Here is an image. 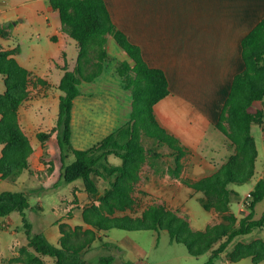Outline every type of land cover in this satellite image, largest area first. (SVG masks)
I'll use <instances>...</instances> for the list:
<instances>
[{"label":"rangeland","instance_id":"1","mask_svg":"<svg viewBox=\"0 0 264 264\" xmlns=\"http://www.w3.org/2000/svg\"><path fill=\"white\" fill-rule=\"evenodd\" d=\"M0 1H3L8 11L14 12L17 2L21 0ZM4 31H7V26L0 24V34L4 35ZM29 31L35 36V30ZM41 39L44 44H47L44 37ZM106 48L112 60L107 62L101 75L96 77V81H81L79 86L85 94L74 99L71 142L76 148H86L96 143L117 124L116 122H118L117 126H120L125 124L129 118L130 95L123 88L121 81L114 79L113 71L117 63L124 60L129 61L130 57L113 38H110V42L107 40ZM60 75V71H55L52 79L58 82ZM32 77L26 87V99L21 104V108L19 106L16 114V123L26 135L30 149L25 156L27 167L21 168L11 177L2 178L0 176V190L25 192L29 205L23 210V215L30 224V234H45V229L53 228L55 234L49 235L50 241L60 246L62 238L68 243L66 244L68 249L65 250L61 264H99L100 258L108 255L114 256L110 264H145L146 262L150 264H204L210 252L193 256L187 252L183 244L171 241L166 230L119 228L102 230L84 219L83 215L93 219L100 216L105 219L120 218L135 221L145 218L151 208H162L185 218L189 223L184 210L180 214L179 208L176 210L169 207L166 200L156 194L154 189L158 185L152 183L150 170L154 168L153 172H155L159 168L157 155H151V152H156L157 147L155 140L144 134L142 130L139 131L138 143L142 144L144 150L138 154L140 155L139 160L133 162L134 166L130 174L126 178L120 177V183L125 189L123 195L112 193V183L118 174L105 171V161L102 158L91 172L95 191L88 189L81 178L71 182L65 181L62 176L63 164L73 160V155L65 157L64 162L61 160V151L56 137L57 131L53 129L58 114L60 94L58 84L50 81L48 84L40 83L41 86H38L39 83ZM93 89L95 94L91 92ZM3 90V76L0 75V93ZM109 92H114L115 95L110 98ZM114 100L117 101L116 106ZM255 103L261 108L259 101ZM253 105L252 110L256 108ZM115 113L118 118L116 122L111 119ZM222 125L227 129L229 127L227 121H223ZM38 131L48 134L40 140L37 137ZM250 133L254 137L257 149V156L253 161V173L243 183L227 185L232 191L228 200L220 204V208L205 200L206 210L212 212L211 216L201 205V199L206 198L204 192L190 186L193 190L200 191L202 196L199 200L195 196L190 197L187 201L188 206L186 203L182 205L189 211L193 226H203L202 224L211 217L206 226L236 227L241 218L249 213L252 196H248L247 193L251 192L255 182L264 171V131L261 126L251 124ZM228 140L230 146L233 147L230 155L237 156V162L240 164L243 151L237 143L235 144L229 138ZM2 146L0 145V150ZM248 150L249 147L246 145L245 153ZM15 158L14 155L13 158L9 156V161H15ZM106 158L107 162L113 166L115 161L121 163V159L113 154L107 155ZM247 167L248 165L244 167L245 172ZM213 199L218 202L219 198L215 194ZM263 211L264 197L255 204L252 218H258ZM11 215V217H0V264H57L55 257L38 254L27 245L26 227L21 214L14 211ZM223 240L224 237L217 239L212 248L217 247ZM108 241H113L116 245L107 246ZM239 243L254 246L264 244V225L253 228L247 234L236 236L213 264H264V259L255 263L251 256L236 261L229 260L228 252Z\"/></svg>","mask_w":264,"mask_h":264},{"label":"trees","instance_id":"2","mask_svg":"<svg viewBox=\"0 0 264 264\" xmlns=\"http://www.w3.org/2000/svg\"><path fill=\"white\" fill-rule=\"evenodd\" d=\"M50 6L59 12L62 30L67 32L78 45L76 65L73 70L63 69L58 83V114L54 130L61 151L60 158L73 155V160L63 164V179L67 182L78 178L84 180L88 189L95 191V183L91 172L101 158L105 161L104 170L117 173L112 183V193L123 195L125 189L120 183V177L126 178L133 162L139 160L142 144L138 143L139 131L172 145L174 139L168 136L158 126L153 113L154 104L169 93L168 82L162 69L151 68L143 60L141 49L132 43L126 34L113 23L104 0H49ZM7 36V31H4ZM112 36L116 43L132 60L120 61L114 67L113 76L121 81L123 88L130 95L131 110L128 121L106 134L101 140L86 147L76 148L71 142V119L74 99L80 94L79 85L82 80L90 82L98 77L112 60L107 52L108 37ZM244 69L236 73L232 79L227 98L224 102L216 127L237 143L243 151L240 164L237 156L230 155L215 173L197 181L185 183L196 190L204 192L206 198L201 204L206 209V201L220 208L230 197L229 183H243L253 173L254 158L257 156L255 140L250 133L251 124L261 126L264 131V18H262L241 41ZM15 49H0V75L3 76L4 90L0 93V176L2 178L15 175L21 168H26V154L30 150L26 135L16 123L19 106L26 99V87L32 74L12 55ZM89 67V69H88ZM39 83H46L36 78ZM259 101L261 108L249 111L248 107ZM229 124L228 129L222 125ZM48 133L37 132V137L43 140ZM249 150L245 153V149ZM113 154L121 159L119 165L107 162V155ZM16 160L10 162L9 156ZM177 161V158H176ZM247 163V164H246ZM247 167L245 172L244 167ZM111 192V190H110ZM252 196L249 213L242 217L238 226L208 225L204 230H195L185 220L175 213L162 209L151 208L146 217L135 221L104 217L84 219L98 229L108 230L119 228L124 230H166L171 241L181 243L189 254L199 256L210 252L204 264H213L214 260L224 252L229 243L238 235L247 234L253 228L264 225V211L254 219L255 204L264 197V171L249 192ZM219 199L215 202L213 195ZM206 200V201H205ZM29 205L24 191L0 190V217L17 211L21 214L27 233V245L36 253L49 255L57 259L65 256L68 243L61 238V245L51 243L43 233L30 234V224L23 215V210ZM61 229V228H60ZM63 229V228H62ZM224 237L215 248L213 243ZM107 246L113 243H106ZM115 246V245H114ZM228 259L236 261L251 256L257 263L264 259V244H235L227 254ZM113 255L100 258L99 264H110Z\"/></svg>","mask_w":264,"mask_h":264},{"label":"crops","instance_id":"3","mask_svg":"<svg viewBox=\"0 0 264 264\" xmlns=\"http://www.w3.org/2000/svg\"><path fill=\"white\" fill-rule=\"evenodd\" d=\"M104 2L116 27L140 47L144 62L151 68L162 69L167 78L169 93L154 104L153 113L158 126L174 139L175 145L150 136L157 147L151 155H157L159 164L155 172L154 168L150 170L152 183L158 185L154 190L169 207L179 208L180 214L184 210L193 229H203L211 217L203 226L195 227L189 211L182 207L188 198L202 197L185 181L212 175L233 150L216 123L234 75L244 69L242 38L264 18V0ZM15 8L10 12L0 1V24L7 26V36H0V49L14 48L12 55L34 81L39 78L45 84L56 82L53 72L60 71L61 78L64 68L73 70L77 42L62 30L59 12L50 6L49 0H21ZM29 30H35V36ZM110 38L113 37H108V42ZM91 92L95 94L94 89ZM84 94L80 88L79 95ZM109 94L110 98L115 95ZM255 102L248 107L249 111L259 108ZM252 105L256 106L253 110ZM116 116H111L115 122ZM116 123L106 134L118 127ZM11 216L10 213L6 217ZM50 234H55L54 229H45L49 241ZM108 242L113 243L110 246L116 245Z\"/></svg>","mask_w":264,"mask_h":264},{"label":"built area","instance_id":"4","mask_svg":"<svg viewBox=\"0 0 264 264\" xmlns=\"http://www.w3.org/2000/svg\"><path fill=\"white\" fill-rule=\"evenodd\" d=\"M247 195H248V196H251L249 192L247 193ZM145 264H150V263H149V262H146Z\"/></svg>","mask_w":264,"mask_h":264}]
</instances>
